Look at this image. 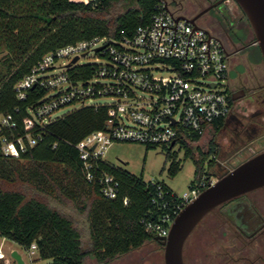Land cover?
<instances>
[{
    "label": "trees",
    "instance_id": "1",
    "mask_svg": "<svg viewBox=\"0 0 264 264\" xmlns=\"http://www.w3.org/2000/svg\"><path fill=\"white\" fill-rule=\"evenodd\" d=\"M120 1L0 0V51H5L0 114H12L17 122L16 129L5 131L8 136L25 133L23 119L45 94L43 88H29L27 96L20 99L15 91L16 82L29 74L43 55L94 36L118 38L122 30L132 35L138 26L150 22L160 2L126 0V8L109 16L110 8ZM93 70L91 63H76L70 73L74 79H82ZM107 118V105L75 108L47 123L37 143L18 156L0 152V236L26 250L35 244L38 258L51 259L50 264H85L88 255L104 263L157 240L146 223L160 221L167 213L173 219L180 211L177 205L181 198L166 183L146 181L105 159L98 161V169L119 182L116 198L101 193L98 172L92 181L85 178L76 144L89 133L104 129ZM224 122V118L214 121L213 130H220ZM200 138H181L178 150L167 148L171 176L183 166L179 151H183L184 160L194 161L195 179L190 186L208 174L204 152L196 145ZM145 146L149 149L155 145ZM24 162L30 167L24 168ZM33 190L64 199L79 214L86 215L90 249L84 250L81 231L72 216L33 194ZM0 264L7 263L0 259Z\"/></svg>",
    "mask_w": 264,
    "mask_h": 264
},
{
    "label": "built area",
    "instance_id": "2",
    "mask_svg": "<svg viewBox=\"0 0 264 264\" xmlns=\"http://www.w3.org/2000/svg\"><path fill=\"white\" fill-rule=\"evenodd\" d=\"M183 16L190 18L167 0H160L150 22L138 26L132 35L122 30L118 38L94 36L43 55L31 72L16 82L15 91L20 99L27 96L29 88H43L45 94L23 119V135L8 136L5 131L12 132L17 122L12 114H0V152L18 156L34 146L40 130L65 106L107 105L105 128L86 135L76 148L85 178L92 181L98 172L101 193L116 198L119 182L98 169V161L113 142L163 145L174 151L181 138L200 135L201 140L212 132L213 122L226 119L235 105L227 85L229 56L219 34ZM90 54L94 60L81 61ZM75 57L78 59L73 62ZM85 62L94 66L91 75L74 79L70 69ZM102 96L113 101L99 102ZM204 178L180 196V210L210 185ZM172 220L167 213L160 221L147 222L146 229L167 236Z\"/></svg>",
    "mask_w": 264,
    "mask_h": 264
},
{
    "label": "rangeland",
    "instance_id": "3",
    "mask_svg": "<svg viewBox=\"0 0 264 264\" xmlns=\"http://www.w3.org/2000/svg\"><path fill=\"white\" fill-rule=\"evenodd\" d=\"M85 1V0H82ZM89 1V0H88ZM168 4L174 8L179 9L187 16H195L202 9L207 7L206 0H167ZM129 1L123 0L115 3L109 10V16H114L122 11L128 5ZM203 26L213 30L222 37L229 36L237 37L244 34V29L249 24L251 32L254 34L252 27L243 12L240 5L236 0H225L221 8H215L210 10L205 16L198 20ZM5 51H0V73L5 71L4 56ZM243 57L246 59L245 67L241 65L240 59H234L232 64L231 75H240L246 73L255 84L264 83V58L261 51L258 53V46H253L243 52ZM94 60V54H90L86 57H82L81 61ZM147 96L146 94H144ZM258 96V97H257ZM99 102L108 103L113 101L108 96H102L98 99ZM74 106H65L61 108L57 113L59 115L65 114L71 111ZM264 113V95L258 94L254 98L239 99L235 105L233 111L227 117L223 126L220 128L217 134L212 132L207 133L196 144L203 152H205L212 140L220 143L223 146L224 142L228 141L230 137L235 138V135L242 136L243 140H249L255 136L258 128L256 127L254 132V116L255 114ZM242 124L240 125V123ZM240 126H239V125ZM257 125V124H256ZM250 133L247 135V131ZM236 136V137H237ZM174 150L178 149L176 145ZM167 147L163 145H155L146 149L145 144L130 141H116L113 142L103 155V159L112 163L118 167H124L131 173L142 176L146 181L160 180L166 183L177 195L181 196L184 192L189 190V186L195 179V163L192 159H183V151L178 152V159L182 160V169L175 175L171 176L168 173L169 161L166 159ZM221 155L226 156V149L221 150ZM29 168L30 165L24 162V168ZM207 175L213 174L219 171L216 166L214 168H205ZM206 175V176H207ZM33 194H36L42 198H45L50 204L57 206L62 211L70 214L75 221L76 226L81 231L83 248L88 250L91 248V237L89 234L88 224L86 221V215L79 214L74 208L70 206L64 199H58L52 196H46L35 190ZM55 195V194H53ZM172 222V221H171ZM170 222V224H171ZM208 226L203 221L199 227L200 238L199 248L203 252L205 243L202 239L208 234ZM0 250L3 252L4 257L0 258L7 264H19L13 257L12 252L17 251L21 254L24 264H50L51 259H40L37 256L36 249L26 250L20 244L12 241L11 239L0 236ZM198 250V252H199ZM195 245L193 234L189 236L184 247V258L186 264H195ZM85 264H164V247L158 240H152L146 242L139 248L133 249L127 253L121 254L112 260L104 263H98L93 256H86Z\"/></svg>",
    "mask_w": 264,
    "mask_h": 264
},
{
    "label": "flooded vegetation",
    "instance_id": "4",
    "mask_svg": "<svg viewBox=\"0 0 264 264\" xmlns=\"http://www.w3.org/2000/svg\"><path fill=\"white\" fill-rule=\"evenodd\" d=\"M224 1L206 0L207 7H210V9L202 13L197 20L205 16L210 10L221 8ZM244 31V34L237 37L229 36V34L222 37L230 61L227 81L228 91L235 103L239 99L254 98L255 95L260 93L264 95V83L255 84L249 75L244 72L240 75L230 74L233 60L240 59L241 65L245 67L247 58L243 57V52L253 46H258L249 24ZM254 122L257 124L254 126V132L258 131L249 140L245 141L241 135H235V138L230 137L221 146L220 143L211 139L207 150L204 152V163L206 168L216 166L219 171L205 176L204 182L206 184L217 181L241 162L264 150V113L255 114ZM238 123L242 124V122ZM256 127L257 130H255ZM218 132L219 130H213L212 134ZM248 133H250V130L247 131V135ZM222 149H226V156L224 157L221 155ZM203 221L210 229H208L205 239L201 237V240L205 243L202 252L199 246V227ZM192 234L196 249L194 253L195 264H264V186L218 206L203 218Z\"/></svg>",
    "mask_w": 264,
    "mask_h": 264
},
{
    "label": "water",
    "instance_id": "5",
    "mask_svg": "<svg viewBox=\"0 0 264 264\" xmlns=\"http://www.w3.org/2000/svg\"><path fill=\"white\" fill-rule=\"evenodd\" d=\"M236 2L247 17L256 44L264 58V0H236ZM209 9L210 7H207L193 17L183 16V18L195 23L197 18ZM77 59L78 57H75L73 62ZM262 186H264V150L241 162L204 188L173 218L168 235L156 236L164 247V264H186L184 258L186 241L203 218L221 204ZM12 257L19 264H24L21 254L16 250L12 252Z\"/></svg>",
    "mask_w": 264,
    "mask_h": 264
}]
</instances>
